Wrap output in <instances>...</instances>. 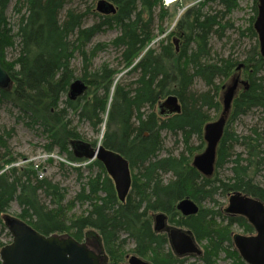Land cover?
<instances>
[{
  "label": "trees",
  "instance_id": "obj_1",
  "mask_svg": "<svg viewBox=\"0 0 264 264\" xmlns=\"http://www.w3.org/2000/svg\"><path fill=\"white\" fill-rule=\"evenodd\" d=\"M98 1L92 0V6ZM106 1L113 4L115 13H100L88 7L86 0H82L85 10L74 7L72 0H16L12 27L7 11L14 1L0 0V65L10 78L9 85L0 88V108L16 112L13 115L19 123L44 136L47 153L58 150L71 164L85 163L75 158L72 145L87 142L80 126L89 127L99 138L92 146L103 137L104 147L128 160L132 191L126 202L119 201L112 179L95 160L87 162L86 168L98 169L97 175L85 177L79 193L65 204V189L40 179L32 162L15 166L20 157L11 148L16 130L1 127L0 227L11 236L3 216L16 202L21 208L19 219L42 235L67 234L83 242L87 229L96 231L105 264H127L131 255L150 264H217L221 255L234 264H245L234 245L233 227H243L246 233L254 228L246 219L229 217L215 205L219 197L226 200L236 191L264 202V188L256 181L264 171V127L256 124L244 136L233 128L255 112H260L264 123V56L254 27L259 0H254L255 15L246 29H236L230 19L241 0H185L173 6L162 0ZM187 4L173 33L157 40L165 30L161 25ZM90 17L94 23L86 26ZM110 30L118 31L110 44L92 46L99 34ZM230 31L251 42L243 58L214 52L212 41L229 39ZM155 42L159 44L153 48ZM111 47L120 52L121 69L102 65L94 70L93 60ZM14 48L17 55L9 60L7 51ZM77 58L80 71L74 68ZM241 64L248 88L244 86L232 103L214 176L208 177L192 163L206 146L204 127L223 111L222 86ZM123 71L134 82H116ZM75 80L88 87L84 95L72 99L70 88ZM199 80L206 90L195 89ZM169 95L179 99L182 112L163 118L156 108ZM163 133L183 145L180 154L161 156L166 146ZM226 165L231 166L232 175L223 180L218 172ZM59 170H74L80 181L84 177L81 167L67 162L61 161ZM185 198L199 205L198 214L182 217L176 206ZM205 202L215 208L205 207ZM77 203L87 205L86 212L71 218L66 210ZM161 212L172 225L191 232L201 246L200 256L181 258L172 251L167 235L154 230L153 215ZM4 246L0 241V252Z\"/></svg>",
  "mask_w": 264,
  "mask_h": 264
},
{
  "label": "water",
  "instance_id": "obj_2",
  "mask_svg": "<svg viewBox=\"0 0 264 264\" xmlns=\"http://www.w3.org/2000/svg\"><path fill=\"white\" fill-rule=\"evenodd\" d=\"M97 11L100 13H115L116 8L106 0H99ZM258 17L254 25L259 35L260 53L264 56V0H259ZM239 65L238 70L243 68ZM10 83L6 70L0 65V88ZM239 79H235L221 97L223 111L220 117L208 124L205 129L207 148L201 155L195 157L193 165L204 175L211 176L217 156V147L224 135V128L231 112V106L238 89ZM246 84V83H245ZM87 85L82 80H75L70 88L72 99L84 95ZM181 103L175 95H169L158 104V113L161 117L179 115ZM103 138V137H102ZM76 159L94 162L98 160L107 170L109 177L114 180L118 199L125 202L131 185V168L128 160L120 153L109 150L99 142L96 147L85 141H77L72 145ZM65 162V160H62ZM230 207L226 212L242 215L258 227L257 237H235V246L243 260L249 264H264V204L240 192L233 193L230 198ZM177 209L185 217L194 216L199 212L194 200L186 198L177 205ZM155 230L161 232L165 225L164 214L156 217ZM13 238L12 243L2 248L0 260L3 264H105L106 257L89 242L76 241L70 235H42L23 221H14L8 225ZM171 246L179 257L185 255L200 256L202 254L197 241L186 231L172 229L170 233ZM128 264H150L136 255L128 256Z\"/></svg>",
  "mask_w": 264,
  "mask_h": 264
},
{
  "label": "rangeland",
  "instance_id": "obj_3",
  "mask_svg": "<svg viewBox=\"0 0 264 264\" xmlns=\"http://www.w3.org/2000/svg\"><path fill=\"white\" fill-rule=\"evenodd\" d=\"M12 6L7 11V17L8 21L11 23V26L13 27L15 25L16 20V13L13 11V6L16 2V0H13ZM189 2V0H187ZM74 7H80L82 10H85V5L82 3V0H72ZM88 2V7H92L94 10H96L97 2H95L92 6V0H86ZM186 2L181 1L180 3ZM187 2V3H188ZM194 3V2H193ZM190 4V3H189ZM254 5V0H241L240 7L235 13L230 17L231 22L235 24L236 29H246L248 24L250 23V18L253 17L254 11H252V6ZM187 5H184V7H180L177 9L176 12H172L173 17L168 20L166 23H164L161 26H165V30L163 34H159L157 40L163 39L164 36L168 35L170 33H173L175 29V23L177 22L178 18H180L182 13L187 8ZM94 23V19L91 17L89 18L88 22L86 23V26L92 25ZM158 28L156 32L158 33ZM229 39H224L222 41L214 39L212 41V45L214 48V52L220 55L229 56L230 54H233L235 57L243 58L246 54L247 50L249 49L251 42L247 38H239V33L235 31H230L228 33ZM118 35V31L116 30H110L107 32H104L103 34H99L94 39L93 45L96 46L99 44H110L111 41ZM171 37V36H170ZM176 36L172 37V42L174 43L175 47L178 46L175 42ZM156 43V42H155ZM154 45V47H158V42ZM14 49H8L7 54L9 60H13L15 56L17 55ZM119 50H115L114 48H108L105 51H101L98 56L93 60L94 62V70H98L101 68L102 65H108L111 69H121L120 61H118L119 57ZM74 68L76 71H80L81 69V61L80 59H75L73 61ZM122 71V70H121ZM78 73V72H77ZM78 77L80 76V73L77 74ZM245 79V76L242 75ZM116 82L120 83H127L130 84L134 82V78L131 76H126L125 71L121 72L118 77L116 78ZM230 81H227L226 84H229ZM195 89L197 91L206 90L205 85L199 80L195 84ZM87 90V89H86ZM223 96V93H221V97ZM157 111V108H156ZM16 112H12L10 109L0 108V128L1 127H11L15 128L16 135L11 140V148L12 152L14 153V156L19 157V161L15 166L19 165H25L26 163L32 162L33 165L38 169L40 172L39 178H47L49 180H52L55 183H58L61 185L62 188L65 189V192H67L66 200L64 201L65 204H68V202L73 201L75 196L79 193L81 190V187L83 183L86 182L85 177H95L98 173V169L95 168V170L89 171L86 168V163L89 162L88 160H85L84 164L80 163H69L67 159L63 156L61 157L59 155L58 150H54L51 153H47L46 150H44L45 144L47 143L46 139H44V136L40 133H37L35 131H32L30 129H27L23 124L19 123L15 119ZM14 114V115H13ZM260 112H255L254 115L244 117L239 122L234 124L233 128L235 131H237L240 135H246L250 132V129L254 127L256 124H261L262 128L264 127V123L261 122L260 119ZM215 122V120H214ZM81 133H83L87 139V142L90 144L97 141L99 138L94 133H92L91 129L87 126H80ZM164 134L165 138V150L161 153V156L165 157L168 156L170 153H173L174 155L180 154V152L183 150V145L180 143H176L177 138H174L173 136H170V134ZM180 141V140H179ZM195 145H199V143L195 140ZM99 142L97 143V145ZM96 147V145L93 146V148ZM205 149V147L202 149V151ZM242 149L237 148L238 152H241ZM201 151V152H202ZM200 152V153H201ZM46 155L50 156L51 158L46 159ZM22 156H24L26 159H23ZM61 160H65L69 165L71 166H77L81 167L83 169V179H79L78 173L74 170H67V171H60L59 170V163ZM82 160V161H84ZM91 163V162H89ZM231 166L226 165L224 169L220 170L218 172L221 179L225 180L227 177H230L232 174L230 173ZM167 179H170L171 177L166 176ZM257 183H259L264 188V171H262L261 175L257 176L256 179ZM43 198V196H42ZM44 199V198H43ZM219 202L215 206H221L224 210L226 209L228 205L227 199H223L222 197L218 198ZM45 203L48 204L49 201L47 199H44ZM205 207L208 208H215V206L211 203H204ZM214 206V207H213ZM87 209V205H82L81 203H77L75 207L66 210L68 216L71 218H75L78 216H82L85 214ZM21 208L16 202L11 203V208L8 213H6L3 217L5 219V222L7 225H10L14 221H21L19 217L17 216L20 214ZM235 234L240 235H247L243 229L239 227H234L233 229ZM8 230L4 232L2 228L0 227V241L4 245H9L12 243L13 238L11 236L7 235ZM86 239L83 242L89 241L94 248H96L98 251H101L103 255H105L104 247L102 244V240L100 237V234H98L96 231L92 229H87L85 232ZM106 257V255H105ZM225 255H221V258L218 260L217 264H234L232 260L225 259ZM128 264V262H126ZM0 264H2L0 260Z\"/></svg>",
  "mask_w": 264,
  "mask_h": 264
},
{
  "label": "flooded vegetation",
  "instance_id": "obj_4",
  "mask_svg": "<svg viewBox=\"0 0 264 264\" xmlns=\"http://www.w3.org/2000/svg\"><path fill=\"white\" fill-rule=\"evenodd\" d=\"M175 43L177 44L178 43V40L177 39H175ZM179 44V43H178ZM177 44V45H178ZM179 46V45H178ZM177 47V46H176ZM241 71V70H240ZM238 69H237V72L235 73V74H233L232 76H231V79L229 80L230 81V83L229 84H225V85H223L222 86V92L221 93H225V91H226V89H227V87L235 80V79H239V84H238V89H237V92H236V94H235V97L236 96H238L239 95V93L240 92H242V90L246 87V88H248L247 87V81H246V79H244L243 78V76H241V72H240ZM246 83V84H245ZM245 86V87H244ZM234 97V98H235ZM235 100V99H234ZM234 100H233V102H234ZM223 103V102H222ZM231 108H232V106H231ZM232 111V110H231ZM231 113V112H230ZM222 114V113H221ZM230 116V115H229ZM228 116V117H229ZM212 122H214V121H212ZM211 122V123H212ZM227 122H228V119H227ZM227 122H226V125H227ZM226 125H225V127H226ZM204 129H205V127H204ZM225 129V128H224ZM225 133V132H224ZM204 140H205V134H204ZM205 143H206V141H205ZM220 144H221V140H220V143H219V145H218V147H217V151H216V153L218 152V148H219V146H220ZM207 146H208V143H206V146H205V149L207 148ZM205 149L202 151V152H204L205 151ZM202 152L201 153H199L198 155H201L202 154ZM198 155H196V156H198ZM195 156V157H196ZM217 156H218V153H217ZM217 156H216V160H217ZM126 159V158H125ZM195 159V158H194ZM216 160H215V162H214V170H213V173H212V175L211 176H208V177H213L214 176V171H215V168H216ZM193 162H194V160H193ZM192 165H193V163H192ZM195 166V165H194ZM207 176V175H206ZM131 178H132V170H131ZM110 179H112L111 177H110ZM112 181H113V184H114V189L116 190V187H115V183H114V180L112 179ZM132 186H133V178H132V180H131V185H130V190H129V192H128V195L130 194V192L132 191ZM236 192H238V191H236ZM236 192H230L229 194H228V198H227V201H228V205H227V207H226V209L228 208V207H230L229 205H230V198H231V196H232V194L233 193H236ZM116 193H117V197H118V192H117V190H116ZM241 193V192H240ZM243 194V193H242ZM128 195H127V197H128ZM245 195V194H244ZM248 195V194H247ZM248 196H250L251 198H253V199H256V200H260L263 204H264V202L260 199V198H255V197H253V196H251V195H248ZM127 197L125 198V202L127 201L126 199H127ZM186 199V198H185ZM191 199V198H190ZM184 200V199H183ZM192 200V199H191ZM182 202V201H181ZM180 203V202H179ZM178 203V204H179ZM177 204V205H178ZM198 205V204H197ZM198 208H199V205H198ZM176 209H177V206H176ZM226 209L224 210L225 211V214L227 215V216H229V217H242V218H244V219H246V221H247V223H249L253 228H254V231L253 232H249V233H246V231H245V229L243 228V227H239V226H234V227H239V228H241V229H243L244 230V232L247 234V235H249V236H246V235H241V236H243V237H247V238H249V237H257L258 235H259V231H258V227H256L255 225H253L251 222H250V220H249V218H247V217H244V216H242V215H234V214H232V213H228V212H226ZM178 210V209H177ZM178 212L181 214V212L178 210ZM199 212H200V209H199ZM198 212V213H199ZM197 213V214H198ZM162 214H164V216H165V225H164V228L162 229V231L161 232H159V233H165L166 235H167V237H168V240L170 241V238H171V236H170V233H171V230L174 228V229H177V230H180V231H186V232H188V233H190L191 234V232L189 231V230H187L186 228H181V227H178V226H176V225H172L171 223H170V220H169V217L165 214V213H163V212H161V213H157V214H155V215H153V221H154V223H153V226H154V230H155V226L157 225V220H156V217L158 216V215H162ZM182 215V214H181ZM194 215H196V214H194ZM184 215H182V217H183ZM185 217V216H184ZM189 217H191V216H189ZM234 227H233V229H234ZM156 231V230H155ZM238 235H240V234H235L234 233V231H233V238H234V245H235V237L236 236H238ZM191 236L193 237V235L191 234ZM194 238V237H193ZM195 240V239H194ZM197 241V240H196ZM197 244H198V246H199V248L201 249V246L199 245V243L197 242ZM170 246H171V241H170ZM171 248H172V246H171ZM235 248H236V246H235ZM172 251H173V249H172ZM237 251H238V253L240 254V252H239V250L237 249ZM174 252V251H173ZM185 257H196V256H193V255H185V256H182L181 258H185ZM240 257H241V255H240ZM241 259H242V257H241ZM243 260V259H242ZM127 262H128V257H127ZM244 262H245V264H249L248 262H246L245 260H244Z\"/></svg>",
  "mask_w": 264,
  "mask_h": 264
},
{
  "label": "bare ground",
  "instance_id": "obj_5",
  "mask_svg": "<svg viewBox=\"0 0 264 264\" xmlns=\"http://www.w3.org/2000/svg\"><path fill=\"white\" fill-rule=\"evenodd\" d=\"M163 1V0H162ZM167 2V4H173V2L175 1H179V0H165Z\"/></svg>",
  "mask_w": 264,
  "mask_h": 264
},
{
  "label": "built area",
  "instance_id": "obj_6",
  "mask_svg": "<svg viewBox=\"0 0 264 264\" xmlns=\"http://www.w3.org/2000/svg\"><path fill=\"white\" fill-rule=\"evenodd\" d=\"M51 158L50 156L46 155V159Z\"/></svg>",
  "mask_w": 264,
  "mask_h": 264
}]
</instances>
